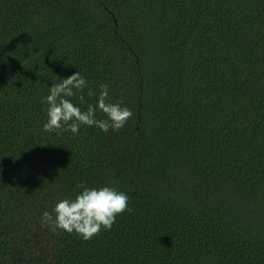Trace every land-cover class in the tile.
Here are the masks:
<instances>
[{
  "label": "trees",
  "instance_id": "16d2710c",
  "mask_svg": "<svg viewBox=\"0 0 264 264\" xmlns=\"http://www.w3.org/2000/svg\"><path fill=\"white\" fill-rule=\"evenodd\" d=\"M76 71L123 128L42 131ZM81 182L131 209L88 241L41 225ZM0 264H264V0H0Z\"/></svg>",
  "mask_w": 264,
  "mask_h": 264
},
{
  "label": "clouds",
  "instance_id": "9594fccd",
  "mask_svg": "<svg viewBox=\"0 0 264 264\" xmlns=\"http://www.w3.org/2000/svg\"><path fill=\"white\" fill-rule=\"evenodd\" d=\"M48 88V94L42 98L45 108V122L42 131L53 133L67 131L78 135L81 127H94L107 133L118 131L133 116L132 111L122 107V101L111 102L109 86L99 85L94 104H85L84 93L94 95L88 88V80L79 71L67 78L59 79ZM75 98L78 103H73ZM103 115L98 118L97 114ZM81 191L74 198L60 199L50 211L41 213V225L51 231L60 230L68 234L75 233L83 241L90 240L102 230L108 231L119 215L130 212L129 197L114 187L102 186L89 188L81 182Z\"/></svg>",
  "mask_w": 264,
  "mask_h": 264
}]
</instances>
